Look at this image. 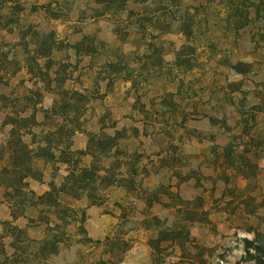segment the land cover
<instances>
[{"label":"rangeland","instance_id":"374dc122","mask_svg":"<svg viewBox=\"0 0 264 264\" xmlns=\"http://www.w3.org/2000/svg\"><path fill=\"white\" fill-rule=\"evenodd\" d=\"M254 232L264 0H0V264H259Z\"/></svg>","mask_w":264,"mask_h":264},{"label":"trees","instance_id":"16d2710c","mask_svg":"<svg viewBox=\"0 0 264 264\" xmlns=\"http://www.w3.org/2000/svg\"><path fill=\"white\" fill-rule=\"evenodd\" d=\"M12 22H14L15 20H11ZM242 65H247L245 63H241ZM240 71V70H239ZM10 122H8L10 125H11V134L14 132L16 133L17 131V120H15L13 117L10 118ZM33 123H36V122H33ZM63 126L60 125L59 128L57 130H60L62 129ZM77 131V129H72V132H75ZM23 145V144H22ZM113 144H108V147L104 148V150L102 152H100V155L104 156V157H107L106 156V153L108 152V150L110 149V147L112 146ZM25 148V146H23ZM94 146L90 145L86 148V150H80V153H86V154H91L92 156H96V150H94V148H92ZM13 152V158H16V154L18 155V149H13L12 150ZM25 151V149H24ZM103 153V154H101ZM25 155V153H23ZM14 164V163H13ZM14 167H19V166H14ZM104 170V169H103ZM75 170H72L69 172V177H70V180H71V183L73 185H76L75 183L76 182H80V181H84L85 178L87 179H95V177H97V171H99V169L96 167V166H91L89 168H80L79 169V172L76 174L74 172ZM26 172H27V169H26ZM25 173V172H24ZM23 177H27V175H23L21 174L20 177H19V180L18 181H21V179H23ZM24 187L27 186V184H24L23 185ZM55 189V186L54 185H51V190L49 191H46L44 192L43 194L41 195H37L34 193V191L32 190H29V201L31 203L32 206H36L37 204L39 203H46L45 200L47 198H51L52 197V190ZM11 203V202H10ZM48 205H51L50 202L46 203ZM54 205H57L56 202H54ZM22 214H12V218H17V216H21ZM8 222V221H7ZM7 222H4V223H7ZM14 229L17 230V231H21L20 228L14 226ZM254 238L253 240H248V239H245V243H246V246H245V249L247 251V254H248V257H250L249 259L250 260H255L256 262H258L259 264H264V239H260L259 238V233L258 232H254ZM253 250L254 254H251L250 251ZM4 254V262L3 264H15V260L12 258L13 255L9 256L8 254H6L5 252L3 253Z\"/></svg>","mask_w":264,"mask_h":264},{"label":"crops","instance_id":"0c3cea01","mask_svg":"<svg viewBox=\"0 0 264 264\" xmlns=\"http://www.w3.org/2000/svg\"><path fill=\"white\" fill-rule=\"evenodd\" d=\"M90 220H92V218Z\"/></svg>","mask_w":264,"mask_h":264}]
</instances>
